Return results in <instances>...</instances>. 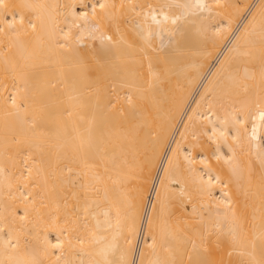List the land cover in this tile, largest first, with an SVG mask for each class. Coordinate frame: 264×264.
I'll return each instance as SVG.
<instances>
[{"label":"bare ground","instance_id":"6f19581e","mask_svg":"<svg viewBox=\"0 0 264 264\" xmlns=\"http://www.w3.org/2000/svg\"><path fill=\"white\" fill-rule=\"evenodd\" d=\"M0 264H264V0H0Z\"/></svg>","mask_w":264,"mask_h":264},{"label":"rangeland","instance_id":"374dc122","mask_svg":"<svg viewBox=\"0 0 264 264\" xmlns=\"http://www.w3.org/2000/svg\"><path fill=\"white\" fill-rule=\"evenodd\" d=\"M91 43L94 44L95 43V39L94 38H91Z\"/></svg>","mask_w":264,"mask_h":264}]
</instances>
